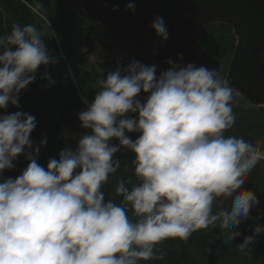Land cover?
<instances>
[{"label": "clouds", "instance_id": "1", "mask_svg": "<svg viewBox=\"0 0 264 264\" xmlns=\"http://www.w3.org/2000/svg\"><path fill=\"white\" fill-rule=\"evenodd\" d=\"M125 10L135 14V3ZM151 27L167 41L161 16ZM56 63L34 25H13L0 36V109L19 107L38 69ZM167 63L159 77L155 65L132 61L98 80L100 91L78 117L91 134L47 169L32 150L35 118L20 111L0 116V173L22 154L30 161L18 177L0 181V264H140L163 260V242L187 241L209 227H218L226 243L241 235L232 229L260 203L242 186L264 151L244 136L225 135L236 121L235 89L218 71ZM44 78L54 83L47 72ZM126 133L139 136L133 141ZM120 147L135 154V182L118 181L117 203L102 189L120 169L113 159ZM260 233L264 226L257 225L237 250L251 252Z\"/></svg>", "mask_w": 264, "mask_h": 264}, {"label": "trees", "instance_id": "2", "mask_svg": "<svg viewBox=\"0 0 264 264\" xmlns=\"http://www.w3.org/2000/svg\"><path fill=\"white\" fill-rule=\"evenodd\" d=\"M32 9L47 18L52 23L59 37L63 38L61 40L66 42L69 37L66 29L63 27L62 19L61 22L57 19L59 15L56 12L54 0H0V36L9 34L13 25L16 24H19L21 27L28 24L34 25L41 32L49 53L52 55L51 50L56 48V45L51 38L49 39L46 36L44 25H41L40 19L36 17ZM199 38L202 46L211 55L231 54L236 49L237 40L233 35L232 29L227 26H208L201 31ZM46 67L48 68L46 69L44 66H41L36 73L35 81L20 92L19 107L9 104L6 110L0 109V116L20 111L28 113L35 118L36 128L31 133L30 140L33 145L32 150H39L38 163L45 169H47L48 162L51 159H59V153L67 149L62 140L58 138L62 127L74 128L81 124L78 117L79 113L84 111V109L79 98H84L88 103L94 101L97 92L100 91L97 81L107 77L99 74L75 73V81L81 92L79 97L65 72L59 73V68L53 64ZM46 72H52L60 78L49 88L42 89ZM48 75L51 76V73H48ZM232 108L234 115L242 112V105L235 97L232 102ZM256 113L260 116L259 111ZM130 117L135 118V114H131ZM258 119L262 120L261 118ZM244 123H247V121L244 120ZM236 126L235 122L234 126L227 130V134L225 135L244 136L249 143L255 142L257 144L261 142L257 139L260 133L252 136L255 130H259L258 126L255 125L249 128V130ZM126 135L133 141L139 136L138 133H126ZM263 141L264 139L262 138ZM111 143L114 146H119L118 140L113 139ZM259 145L261 146V144ZM32 150L26 149L25 151ZM261 151H264V148L261 147ZM113 159L120 163V169L114 176L109 177V183L103 187L102 191L104 192L106 201L111 199L119 203L121 198L115 197V187L120 179L127 180L131 178L135 182L133 164L135 154L125 147H120V151L115 154ZM29 163L30 161L26 159L24 154L20 155L13 161L14 167L11 170L6 169L3 173H0V181L18 177L28 167ZM261 164L264 166V163ZM261 184L264 185V179L261 181ZM261 195H264V192ZM255 207L258 208L259 205ZM161 248L165 253L163 260L141 261L140 264H204L212 261V252L224 253L221 254L223 257L227 253H231L230 261L234 259L232 255L234 254L233 247L231 248L230 244L228 247L224 236L216 228L212 227L193 233L187 241H165Z\"/></svg>", "mask_w": 264, "mask_h": 264}, {"label": "water", "instance_id": "3", "mask_svg": "<svg viewBox=\"0 0 264 264\" xmlns=\"http://www.w3.org/2000/svg\"><path fill=\"white\" fill-rule=\"evenodd\" d=\"M129 2L135 3V14L125 10ZM117 7L119 10L113 11ZM91 8L109 13L114 26L125 32L134 27L150 26L157 15L163 19L171 17L189 32L201 31L212 25L231 28L237 44L226 83L250 105L264 108V0H94ZM44 31L49 39L52 38L45 28ZM192 43L197 44V36ZM194 49L171 53L167 62L171 60L182 66L191 63L219 72V62L214 61L199 46ZM90 53L69 62H76ZM66 65L63 64L62 70ZM118 65L126 66L122 62H114L100 68L107 70L117 68ZM169 67L168 63L159 67L157 77ZM45 87L44 78L41 88Z\"/></svg>", "mask_w": 264, "mask_h": 264}, {"label": "rangeland", "instance_id": "4", "mask_svg": "<svg viewBox=\"0 0 264 264\" xmlns=\"http://www.w3.org/2000/svg\"><path fill=\"white\" fill-rule=\"evenodd\" d=\"M54 5L56 7V12L59 15V18L57 19L60 20L59 22H61L62 19L63 27L66 29L67 35L69 37L67 38L66 42L62 41L63 38L59 37L52 23L47 18L41 16V14L37 13L36 11H33V9L32 11L35 13L36 17L40 19L41 25H44L45 30L50 33L52 37L51 39L56 45V48L51 50V53L53 57L58 58V63L54 65L57 68L61 69L64 62L72 56L73 50L81 46L79 43L76 42L79 29L88 28L90 30H95L96 28L94 27L93 23H90L87 20L85 21L81 18V16L75 11L70 0H54ZM234 52L231 54L222 53V55H212V57L221 64L222 78L224 82H226L227 80ZM44 68L47 69L48 67L44 66ZM70 69L71 71H69L68 73L66 72V76L72 83L76 93L80 97L81 92L79 86H77V82L75 81V73L72 72L73 70H75L74 66ZM47 73H51V81L55 82L60 78L56 74L54 75V73L52 72ZM98 73L101 76H107L109 71H98ZM52 85L53 83L50 84V86ZM234 97L242 105V112L238 115H235V122L237 124L236 127H242L243 129L249 130V128L255 125L258 126L259 130H255L252 136H255L256 134L260 133L257 139L258 141H261L259 142V144H261L260 148H264V141L262 142V138L264 139V113H261L264 112V108L257 109L251 106L245 99L241 98L239 95L234 94ZM79 99L81 101L82 108L84 109V111H86L88 102L84 98L80 97ZM139 99H141V101L144 100L142 93ZM258 111L260 113V116L256 113ZM51 114H53V112H51ZM130 115L131 114H129V116ZM258 118H261L262 120ZM244 120H246L247 123H244ZM262 127L263 129L261 130ZM85 134H91V130L84 129L80 124L79 126H76L74 128L63 127L58 138L62 140V142L66 145L67 149L70 148L72 150H75L79 139ZM225 134H227V131ZM252 144L254 145L255 142H253ZM261 163H264V159L260 160L257 165L252 169V171L248 173L247 177L245 178L246 182L242 186V188L246 190L253 191L257 195L260 203L258 208L254 206L251 209L250 216L248 219L243 220L237 228L232 229L233 231H238L241 233L239 237H236L233 241L230 240L226 243L228 247L229 244L231 248L233 247L234 254L232 255L234 256V259L230 261L231 253H227L225 257H223L221 254L224 253L212 252V261L206 262L204 264H264V233H260L259 235H257L255 242L251 245V252L247 254H242L237 250V246L243 243L244 239L247 236L254 235V229L257 225L264 226V195H261L264 192V185L261 184V181H263L264 179V166H262ZM230 204V200L226 202V206H230ZM216 229L220 232V229L218 227Z\"/></svg>", "mask_w": 264, "mask_h": 264}, {"label": "flooded vegetation", "instance_id": "5", "mask_svg": "<svg viewBox=\"0 0 264 264\" xmlns=\"http://www.w3.org/2000/svg\"><path fill=\"white\" fill-rule=\"evenodd\" d=\"M70 1L81 18L93 23L96 29H79L76 42L81 46L73 50L72 56L64 62L67 64L66 68L64 70H62V68L59 69V73H68L69 68L74 66L75 70L72 71L73 73H88L95 75L99 74L98 71L110 72L117 69L112 68L106 70L100 68L106 63L122 62L127 66L132 61H138L148 66L155 65L158 69L159 67L167 65V58H169L171 53L183 49L195 50L194 48L196 46H199L216 61L201 44L199 37L202 30L189 32L185 26L176 22L169 16L164 18L168 30V39L167 41H163L162 38L156 34L151 25L134 27L128 32L118 30L117 27L114 26V21L109 13H102L98 8L92 10L91 7L94 0L92 2H90V0ZM196 36L197 44L192 43ZM89 51L91 52L89 56L81 58L73 63L69 62L79 59L80 56ZM126 66H120L121 70ZM219 74L222 78L221 64ZM142 95L144 99H146V94L142 92Z\"/></svg>", "mask_w": 264, "mask_h": 264}, {"label": "built area", "instance_id": "6", "mask_svg": "<svg viewBox=\"0 0 264 264\" xmlns=\"http://www.w3.org/2000/svg\"><path fill=\"white\" fill-rule=\"evenodd\" d=\"M46 81L48 82V79H46ZM50 87V82H48L46 88H49Z\"/></svg>", "mask_w": 264, "mask_h": 264}]
</instances>
